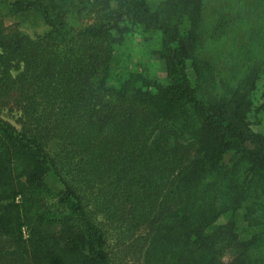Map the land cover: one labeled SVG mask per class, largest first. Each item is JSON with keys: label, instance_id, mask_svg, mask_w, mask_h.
Segmentation results:
<instances>
[{"label": "trees", "instance_id": "1", "mask_svg": "<svg viewBox=\"0 0 264 264\" xmlns=\"http://www.w3.org/2000/svg\"><path fill=\"white\" fill-rule=\"evenodd\" d=\"M0 8V264H264V0Z\"/></svg>", "mask_w": 264, "mask_h": 264}, {"label": "rangeland", "instance_id": "2", "mask_svg": "<svg viewBox=\"0 0 264 264\" xmlns=\"http://www.w3.org/2000/svg\"><path fill=\"white\" fill-rule=\"evenodd\" d=\"M14 0H0V7H5L7 4L11 3ZM2 8H0L1 13ZM7 23H12L19 20L9 19ZM22 31L30 37H34L37 35H41L45 31H47V27L43 25L41 21L27 20L21 23ZM129 41V53L131 55L130 64H140V66L148 67L150 74L153 77L161 78L164 76V66L163 62L159 60L156 56L151 54L153 49V45L151 41H146L143 39L139 30H136L133 36H131ZM190 77L192 74L190 73ZM7 117H11L12 115H6ZM5 116V117H6ZM6 117V118H7ZM249 123L251 125L252 130L255 133H264V117L260 120L249 118Z\"/></svg>", "mask_w": 264, "mask_h": 264}]
</instances>
